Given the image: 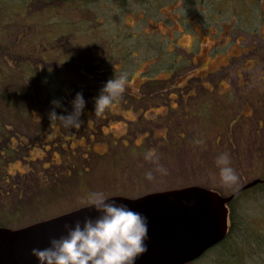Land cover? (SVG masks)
<instances>
[{
  "label": "rangeland",
  "instance_id": "rangeland-1",
  "mask_svg": "<svg viewBox=\"0 0 264 264\" xmlns=\"http://www.w3.org/2000/svg\"><path fill=\"white\" fill-rule=\"evenodd\" d=\"M95 2L71 12L31 2L26 27L0 26V222L15 229L68 212L87 205L89 191L138 197L196 185L226 196L264 175V0ZM236 12H252L251 24L240 27ZM33 19L48 38L34 40ZM66 29L73 36L52 44ZM108 65L129 80L98 114L92 98ZM48 81L64 86L69 110L83 90L82 126L50 122L51 100L39 96ZM222 151L238 176L231 184L219 175ZM234 200L242 231L228 252L208 249L185 264H264V196Z\"/></svg>",
  "mask_w": 264,
  "mask_h": 264
},
{
  "label": "water",
  "instance_id": "water-1",
  "mask_svg": "<svg viewBox=\"0 0 264 264\" xmlns=\"http://www.w3.org/2000/svg\"><path fill=\"white\" fill-rule=\"evenodd\" d=\"M254 179L229 195L202 186L147 193L138 197L109 196L148 219L147 249L135 264H185L220 243L229 227L228 204L242 191L261 182ZM99 213L84 205L20 228L0 226V264H38L33 247L48 245L64 233V225Z\"/></svg>",
  "mask_w": 264,
  "mask_h": 264
},
{
  "label": "clouds",
  "instance_id": "clouds-1",
  "mask_svg": "<svg viewBox=\"0 0 264 264\" xmlns=\"http://www.w3.org/2000/svg\"><path fill=\"white\" fill-rule=\"evenodd\" d=\"M128 80L126 71L108 78L92 98L94 112L103 113L117 102L126 90ZM50 103V122H56L69 131L84 123L81 117L86 111L87 101L83 90L76 91L68 101L70 110L62 98H54ZM58 108L64 111L57 112ZM230 159L226 151L216 156L220 178L226 184L238 179ZM159 167L161 171H166L162 165ZM146 175L151 177L152 172ZM83 199L99 215L66 223L64 233L51 237L47 246L33 247L31 253L38 264H135L137 257L147 249V217L128 204L112 199L103 190L89 191Z\"/></svg>",
  "mask_w": 264,
  "mask_h": 264
},
{
  "label": "trees",
  "instance_id": "trees-1",
  "mask_svg": "<svg viewBox=\"0 0 264 264\" xmlns=\"http://www.w3.org/2000/svg\"><path fill=\"white\" fill-rule=\"evenodd\" d=\"M95 1H97V0H2L0 2V13H1L0 14L1 15L0 16V23H1L0 26L3 27L5 24H8L10 26L15 27L16 24L19 22V20L24 17L23 16L24 13H26V11H28V6H29V3H31V2H42L46 6L51 5L54 2H58V3H61L60 5H62L64 7V9H65L64 11L71 12L73 10H79L80 11V10H82L84 8L92 9L93 7L96 6L95 3H97V2H95ZM123 1H125V0H118V2H117L118 7H120V8L124 7V5L122 3ZM262 1L263 0H256L257 5L261 4ZM5 2H8L10 6L9 7H5ZM58 15H62V12H58ZM236 16L239 18V21L241 22V24H240L241 26L240 27H245L246 25H250L251 24L250 18L252 17V12H251V15H248V16H244L243 12H240V13L236 12ZM259 16H260L259 13H256V17L259 18ZM23 19H25V18H23ZM36 19H33V21L29 20V22L28 21H26V22H27L28 25H31V23H34L35 24V28H36V26L38 27V20H36ZM19 23L21 24V26H24V27L27 26V25H25V24H23L21 22H19ZM28 27H30V26H28ZM43 27L44 26H42L41 28H43ZM36 29H37V32H36V35H35V38H34L35 41H36V38H37V40H41L42 38H48V35H47L48 33L44 34V32L41 29L40 35H39L38 34L39 28H36ZM255 29H256V27L254 28V30ZM68 31H71V33H72L71 36H73L72 29H66L63 32H61L60 34H58L56 36V38H54L52 40V44L54 43V41H56V39L64 38ZM2 32L3 31H1L0 34H4V32L3 33ZM4 42L6 43L7 41L4 40V38H2V43H4ZM12 44H14V46H15V42H12ZM33 44H36V43L33 42ZM8 46H9V44L6 43V46L3 47V48H6ZM106 61H108V60H106ZM106 61H104V63ZM111 61H112V58H111ZM112 62H111V64L114 65ZM105 64H107V63H105ZM110 66L111 65H108L106 67V71L108 73H110V74L105 75V79H107L108 77L112 76V73H113L111 71L112 66L111 67ZM34 69H35L34 67L28 65V66H26L24 68V72L26 73V77H32L34 79V81H38L37 79H38V77H40V75H37L36 71ZM169 69H173L172 63L169 64ZM172 72H174V71H172ZM42 74H43V72H42ZM41 84H43V87H45L44 90L42 89L43 91L42 90H41V92L39 91V96H41L40 97L41 99H46L47 98V99L52 100L54 98H62L61 97V95H62L61 93H63L65 91L63 85L60 86V83H58V82H56V84H54L53 81H51V82L48 81L46 83H41ZM45 93L48 94V96L47 95L45 96L44 95ZM62 110L63 109L58 108L57 112H61ZM240 115H241L240 113H236L235 117L237 118ZM254 179H260L262 181L257 183L256 185L250 187L249 189H246V190L240 192L236 197H240L243 194H247V195L250 194L251 197L264 196V175L262 174V176L254 178ZM254 179H252V180H254ZM252 180H250V181H252ZM206 188H208L210 190H213V191H216L219 194L225 196V194L223 192H221L217 188H212L211 186L206 187ZM235 190H236V188H235ZM235 190L233 189V191H235ZM233 191H231V193ZM234 199L228 204L229 227H228V231H227V234H226L225 238L220 243H218L217 245L213 246L212 248H210L208 250V251H210V250L215 251L214 252L215 254H218V252H220V251L222 252L223 249L227 250V252H228V249H229L228 247H229V245L231 243L232 237H234V236L237 237L238 236L237 233L235 234V231L236 232L238 230L242 231V229H241L242 225H240V227L236 226L237 224H240V222H242V221H240L241 219H238V217H237L238 215H236L237 214L236 213V209H235V207L233 205H234V203H235V201L237 199L236 200H234ZM262 206L264 207V204ZM11 221H12V219L10 221H5L4 220V222H0V226L9 227L10 224H8L7 222H11ZM237 228H238V230H237ZM238 233L242 234V232L241 233L238 232ZM257 245L260 246V244H258V243H257ZM208 251H206L205 253H207ZM204 254H202L200 257H202Z\"/></svg>",
  "mask_w": 264,
  "mask_h": 264
},
{
  "label": "bare ground",
  "instance_id": "bare-ground-1",
  "mask_svg": "<svg viewBox=\"0 0 264 264\" xmlns=\"http://www.w3.org/2000/svg\"><path fill=\"white\" fill-rule=\"evenodd\" d=\"M211 248H212V247H211ZM204 253H205V252H204ZM204 253H203V254H204Z\"/></svg>",
  "mask_w": 264,
  "mask_h": 264
}]
</instances>
